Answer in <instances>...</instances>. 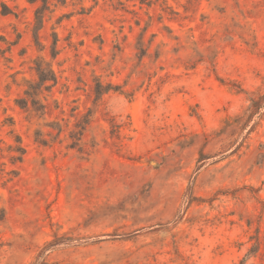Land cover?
Listing matches in <instances>:
<instances>
[{"label": "rangeland", "instance_id": "rangeland-1", "mask_svg": "<svg viewBox=\"0 0 264 264\" xmlns=\"http://www.w3.org/2000/svg\"><path fill=\"white\" fill-rule=\"evenodd\" d=\"M0 264H264V0H0Z\"/></svg>", "mask_w": 264, "mask_h": 264}, {"label": "trees", "instance_id": "trees-1", "mask_svg": "<svg viewBox=\"0 0 264 264\" xmlns=\"http://www.w3.org/2000/svg\"><path fill=\"white\" fill-rule=\"evenodd\" d=\"M42 2H43V4H46L47 0H42ZM35 70H36V73L38 76V81L36 82V85H39L41 87L42 85L46 86L47 82H50V81L55 82L56 81V76H55L54 72L51 69H47V68L42 67L40 62L37 63ZM25 93L28 96H32V93L29 91H26ZM96 93L98 95H100L102 93V91H100L98 89V91L96 90ZM27 101H28L27 98L22 97L18 100V104L21 107H26Z\"/></svg>", "mask_w": 264, "mask_h": 264}]
</instances>
